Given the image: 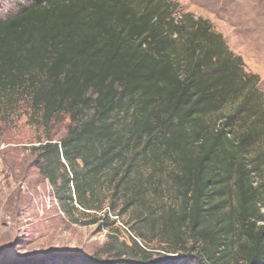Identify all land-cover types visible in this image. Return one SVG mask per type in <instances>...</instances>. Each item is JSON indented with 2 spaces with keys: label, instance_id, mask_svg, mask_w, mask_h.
<instances>
[{
  "label": "trees",
  "instance_id": "trees-1",
  "mask_svg": "<svg viewBox=\"0 0 264 264\" xmlns=\"http://www.w3.org/2000/svg\"><path fill=\"white\" fill-rule=\"evenodd\" d=\"M13 2L0 115L26 98L46 123L68 117L34 163L68 221L110 230L92 258L60 261L264 264V92L210 21L172 0ZM163 160L165 207L142 170Z\"/></svg>",
  "mask_w": 264,
  "mask_h": 264
},
{
  "label": "rangeland",
  "instance_id": "rangeland-1",
  "mask_svg": "<svg viewBox=\"0 0 264 264\" xmlns=\"http://www.w3.org/2000/svg\"><path fill=\"white\" fill-rule=\"evenodd\" d=\"M13 1L18 0H0V17L16 9ZM172 1L179 5L180 12L209 20L230 51L242 58L245 71L258 76V87L264 92V0ZM68 124L66 115L46 123L26 98H21L8 114L0 115V264L43 260L63 264L61 258L89 259L107 241L110 230L99 231L95 225L66 219L34 163L33 146L46 137H63ZM142 170L155 174V201L164 203V207L172 204V164L163 160L160 168ZM128 231L122 227L119 239L127 238Z\"/></svg>",
  "mask_w": 264,
  "mask_h": 264
}]
</instances>
